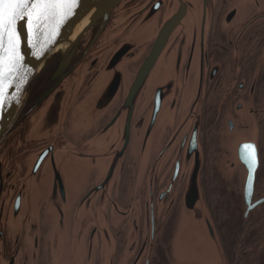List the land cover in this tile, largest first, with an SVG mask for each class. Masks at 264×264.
Masks as SVG:
<instances>
[{
  "label": "flooded vegetation",
  "instance_id": "flooded-vegetation-1",
  "mask_svg": "<svg viewBox=\"0 0 264 264\" xmlns=\"http://www.w3.org/2000/svg\"><path fill=\"white\" fill-rule=\"evenodd\" d=\"M103 23L0 138V264H264V0H122Z\"/></svg>",
  "mask_w": 264,
  "mask_h": 264
},
{
  "label": "snow or ice",
  "instance_id": "snow-or-ice-1",
  "mask_svg": "<svg viewBox=\"0 0 264 264\" xmlns=\"http://www.w3.org/2000/svg\"><path fill=\"white\" fill-rule=\"evenodd\" d=\"M79 0H0V108L6 105L9 89L26 83L28 72L21 53V34L18 22L27 24V43L40 56L54 42L58 29L71 17ZM245 163L248 166V185L257 165V149L247 144ZM250 195V192H249Z\"/></svg>",
  "mask_w": 264,
  "mask_h": 264
},
{
  "label": "water",
  "instance_id": "water-1",
  "mask_svg": "<svg viewBox=\"0 0 264 264\" xmlns=\"http://www.w3.org/2000/svg\"><path fill=\"white\" fill-rule=\"evenodd\" d=\"M122 0H79L77 8L74 10V13L71 17L67 19V21L58 29L57 34L54 38V42L51 43L48 46L47 51L43 53V55L36 56L34 55V50L29 46L27 43V36H28V30H27V24L25 21L18 22V31L21 34V53L24 56V64L26 67V70L28 72V79L26 83H21L19 87H12L9 89V93L7 95V103L5 106L0 108V138L2 134L5 132V130L9 127L11 124L18 108L20 107V104L23 99V95L25 92V89L29 83V80L33 76V74L36 72V70L40 67V65L44 62V60L57 48H62L67 53H71L76 49V46L78 44V41L80 40L83 33L90 29L93 23L99 19H103L104 23L103 26L106 25L109 17L111 16L113 8L119 4ZM172 21L169 19L168 23L164 28L162 29L160 35H159V41L158 45L153 51V55L157 53V50L160 49V45L163 44L165 40H167L166 35L171 32L170 27L172 24ZM147 69V65L145 67V70ZM142 74V73H141ZM139 73L137 76L136 82H139L141 79L139 76H141ZM125 106H128L127 104ZM124 107L120 110L119 115L124 114ZM124 150H121V156ZM119 158V160H120ZM115 160L116 168L118 169L120 167L121 160ZM112 170V169H109ZM252 175V173H251ZM252 186V181H251ZM191 187V186H190ZM194 191L191 190L190 193H188V197L193 195L195 192H199V181H198V172L194 175ZM246 189V200L249 204L250 201V195L249 192L251 190V187L249 188L248 180L245 185ZM196 199L193 200H186L187 208L192 209L196 203ZM252 206H248V210L251 209ZM57 221H59L58 226H60L61 218H56ZM209 227V231L213 234V228L210 223L207 224ZM60 230L56 229V234H60Z\"/></svg>",
  "mask_w": 264,
  "mask_h": 264
}]
</instances>
